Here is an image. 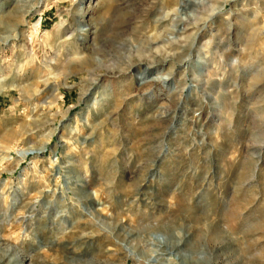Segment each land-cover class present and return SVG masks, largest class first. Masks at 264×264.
<instances>
[{
    "label": "rangeland",
    "instance_id": "1",
    "mask_svg": "<svg viewBox=\"0 0 264 264\" xmlns=\"http://www.w3.org/2000/svg\"><path fill=\"white\" fill-rule=\"evenodd\" d=\"M0 264H264V0H0Z\"/></svg>",
    "mask_w": 264,
    "mask_h": 264
},
{
    "label": "bare ground",
    "instance_id": "2",
    "mask_svg": "<svg viewBox=\"0 0 264 264\" xmlns=\"http://www.w3.org/2000/svg\"><path fill=\"white\" fill-rule=\"evenodd\" d=\"M171 12H173V11H171ZM21 24V23H20ZM62 27V26H61ZM207 26H206V23H204L203 25H202V27H201V30H204L205 28H206ZM182 30H184V29H182ZM18 33V32H17ZM74 34V32L73 33H71L66 39H65V41H67V40H69V38H71L72 37V35ZM15 35V34H14ZM71 56H70V58L71 57H77V58H79V51H78V48H76V49H74L73 51H72V54H70ZM81 55V54H80ZM73 58V59H74ZM81 58H82V56H81ZM169 62V59H164V60H161V61H159V62H157V63H153V64H151L149 67L148 66H144L143 68H138L139 70H137L133 75L135 76V79L137 80V81H139V82H141L142 80H144V79H146V78H148V77H150L152 74H154V72H155V70L156 69H153V68H155L156 66H160V65H164V64H167ZM186 63H188V59H182L181 61H180V64L179 65H181V66H183V65H185ZM143 76V77H142ZM157 77H155L156 79H154L155 81H157V80H159V81H161L162 82V84L163 83H165L167 80H168V76L167 75H156ZM148 80V79H147Z\"/></svg>",
    "mask_w": 264,
    "mask_h": 264
}]
</instances>
